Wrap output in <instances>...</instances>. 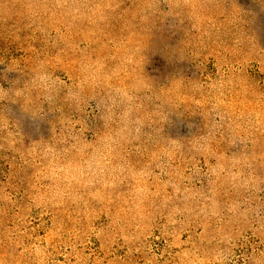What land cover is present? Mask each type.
Listing matches in <instances>:
<instances>
[{
    "label": "rangeland",
    "instance_id": "obj_1",
    "mask_svg": "<svg viewBox=\"0 0 264 264\" xmlns=\"http://www.w3.org/2000/svg\"><path fill=\"white\" fill-rule=\"evenodd\" d=\"M0 264H264V0H0Z\"/></svg>",
    "mask_w": 264,
    "mask_h": 264
}]
</instances>
